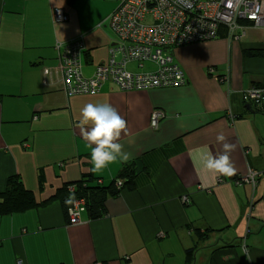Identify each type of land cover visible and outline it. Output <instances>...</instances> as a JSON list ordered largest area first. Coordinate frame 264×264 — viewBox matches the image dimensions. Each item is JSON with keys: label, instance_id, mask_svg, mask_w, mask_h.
Listing matches in <instances>:
<instances>
[{"label": "crops", "instance_id": "obj_1", "mask_svg": "<svg viewBox=\"0 0 264 264\" xmlns=\"http://www.w3.org/2000/svg\"><path fill=\"white\" fill-rule=\"evenodd\" d=\"M119 2L0 0V191L18 174L41 202L83 176L110 183L122 167L135 169L99 218L82 211L72 222L56 198L0 216V264H186L194 245L193 264H264V113L241 93L264 78V31L247 27L234 39L221 29L216 39L176 48L182 85L121 91L109 81L93 95L44 90L36 73L55 67L57 43L82 37L85 76L107 61L115 36L109 15ZM52 7L68 19L53 22ZM89 103H108L127 122L117 142L131 158L100 173L90 171L79 124ZM223 143L234 145L230 177L203 167ZM249 169L261 172L256 184H237ZM196 229L206 237L198 241Z\"/></svg>", "mask_w": 264, "mask_h": 264}, {"label": "built area", "instance_id": "obj_2", "mask_svg": "<svg viewBox=\"0 0 264 264\" xmlns=\"http://www.w3.org/2000/svg\"><path fill=\"white\" fill-rule=\"evenodd\" d=\"M50 15L53 22L68 19L60 7H52ZM147 17L149 22H145ZM109 26L115 37L108 47L107 61L96 64L91 75L82 72L85 44L80 36L56 44L57 64L39 69V85L46 91L62 90L67 95H93L109 81L121 91L182 85L187 78L173 51L215 39L221 29L234 39H240L247 27L264 31V0H120L109 15ZM131 62L136 63L137 70L129 68ZM145 63L153 64L154 69L146 70ZM242 93L244 101L264 113V89L251 86ZM260 174L249 169L236 183L255 185ZM114 186L121 188V180ZM67 189L73 192L75 187ZM84 203L82 199L73 202L68 209L70 220H76L85 210Z\"/></svg>", "mask_w": 264, "mask_h": 264}, {"label": "trees", "instance_id": "obj_3", "mask_svg": "<svg viewBox=\"0 0 264 264\" xmlns=\"http://www.w3.org/2000/svg\"><path fill=\"white\" fill-rule=\"evenodd\" d=\"M250 52L254 55L260 53L256 50ZM262 54L264 55V53ZM251 86L264 89V78L255 80ZM242 100L245 104L249 105L250 108H253V104L247 103L243 98ZM256 109L259 110L258 108ZM132 167V165L122 167L118 177L110 183H99V178H91L89 176H83L77 181L67 182L58 189L53 196L41 202L37 200L32 190L24 186L18 174L10 175L6 181L5 188L3 191H0V216L25 212L29 209L43 206L56 198L62 204L66 214H68V209L76 199H82L85 202V211L89 213L90 218H99L105 214V202L107 198L116 196L124 187L125 183L127 184L132 181L135 173V169ZM118 180L122 182L121 188L114 187V182ZM39 186L40 188L43 187L42 178H40ZM69 186L75 187L73 192L68 191L67 188ZM195 233L198 241L206 237V233H201L198 229L195 230ZM197 249L198 245H194L186 250V264H193L194 253Z\"/></svg>", "mask_w": 264, "mask_h": 264}, {"label": "clouds", "instance_id": "obj_4", "mask_svg": "<svg viewBox=\"0 0 264 264\" xmlns=\"http://www.w3.org/2000/svg\"><path fill=\"white\" fill-rule=\"evenodd\" d=\"M79 124L83 139L91 148L90 163L93 165L91 172L100 173L111 163L118 160L126 162L131 158V154L124 152L123 145L117 142L121 133L126 131L127 122L112 105L86 104L80 111ZM217 141H225L224 135H218ZM223 149V153L218 156L208 154L203 161V167L214 175L230 177L236 172L229 157L234 145L223 143Z\"/></svg>", "mask_w": 264, "mask_h": 264}, {"label": "rangeland", "instance_id": "obj_5", "mask_svg": "<svg viewBox=\"0 0 264 264\" xmlns=\"http://www.w3.org/2000/svg\"><path fill=\"white\" fill-rule=\"evenodd\" d=\"M149 21H150V18H149V17H147V18H146V20H145V22H149ZM84 211H85V210H84ZM79 215H80V214H79ZM76 218H77L76 220H74V221H72V220H71V221H72V222H75V221H77V220L79 219V216H78V217H76Z\"/></svg>", "mask_w": 264, "mask_h": 264}, {"label": "water", "instance_id": "obj_6", "mask_svg": "<svg viewBox=\"0 0 264 264\" xmlns=\"http://www.w3.org/2000/svg\"><path fill=\"white\" fill-rule=\"evenodd\" d=\"M247 107H248V108H250V106H249V105H247Z\"/></svg>", "mask_w": 264, "mask_h": 264}]
</instances>
